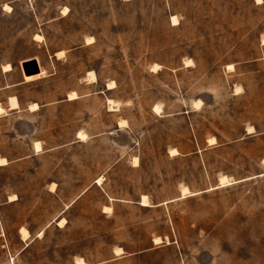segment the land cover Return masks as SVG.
Instances as JSON below:
<instances>
[{"label":"rangeland","instance_id":"rangeland-1","mask_svg":"<svg viewBox=\"0 0 264 264\" xmlns=\"http://www.w3.org/2000/svg\"><path fill=\"white\" fill-rule=\"evenodd\" d=\"M0 104V264H264V0H0Z\"/></svg>","mask_w":264,"mask_h":264},{"label":"bare ground","instance_id":"bare-ground-1","mask_svg":"<svg viewBox=\"0 0 264 264\" xmlns=\"http://www.w3.org/2000/svg\"><path fill=\"white\" fill-rule=\"evenodd\" d=\"M5 9L7 10V11H11L12 10V6L11 5H9V4H6L5 5ZM178 18L176 17V16H173L172 17V24H178ZM88 40L89 41H91L92 40V37H90V38H88ZM64 52L63 51H60V52H57V55H62ZM5 67V70L6 71H9V70H11V65L10 64H8V65H6V66H4ZM40 68V70H39V72H37V73H34V74H26L25 72H24V77H25V79L26 80H33V79H36V78H39V77H41L42 75H44L45 73H46V71H45V69H43L42 67H39ZM92 73V72H91ZM92 79H93V81H96V77H95V75L92 73ZM113 83H109L108 84V87H110L111 85H112ZM76 93L74 92V93H71L70 94V96H69V98L70 99H73V98H75L76 97ZM198 102H200V101H198ZM109 105H110V108L111 109H119V107H120V103L119 102H117V101H115V100H112V99H109ZM38 107V104H36V103H33L31 106H30V109L31 110H34V109H36ZM17 108H20V103H19V101H18V99H17V97L16 96H13V97H10V99H9V109H17ZM157 108H160V107H157ZM4 113H6V109L0 104V115H2V114H4ZM126 125V121L125 120H121L120 122H119V126L121 127V126H125ZM253 127H250L249 128V132H252L253 131ZM78 137L80 138V139H85L86 137H87V135H86V133H84V132H82V131H80L79 133H78ZM215 138H212V140H214ZM34 148H35V150L36 151H41L42 150V147H41V143L39 142V141H36L35 143H34ZM171 153L172 154H177L178 153V151H177V149L176 148H172L171 149ZM9 163V161L5 158V157H0V166H2V165H6V164H8ZM53 186H54V184H53ZM184 194L185 193H187L188 192V188L187 187H184ZM14 196H11V201L12 200H14L15 198H13ZM142 204H144V205H146V204H148V199H147V197L145 196V195H143V197H142ZM112 207L111 206H105V211H112ZM67 221H66V219L65 218H62L60 221H59V225H61V226H64V224L66 223ZM20 233H21V237L23 238V239H27V238H29L30 237V232H29V230L26 228V227H21L20 228ZM40 235H42V232L40 233ZM159 240H160V238L159 237H157V238H155V242H159ZM119 250H120V248H118ZM118 250V251H119ZM76 263L77 264H86L85 263V260L83 259V258H77L76 259Z\"/></svg>","mask_w":264,"mask_h":264},{"label":"water","instance_id":"water-1","mask_svg":"<svg viewBox=\"0 0 264 264\" xmlns=\"http://www.w3.org/2000/svg\"><path fill=\"white\" fill-rule=\"evenodd\" d=\"M24 72L26 74H34L39 72L40 68L36 60L30 59L23 62Z\"/></svg>","mask_w":264,"mask_h":264},{"label":"built area","instance_id":"built-area-1","mask_svg":"<svg viewBox=\"0 0 264 264\" xmlns=\"http://www.w3.org/2000/svg\"><path fill=\"white\" fill-rule=\"evenodd\" d=\"M3 240H4V230L2 226L0 225V245L2 247H5V243L3 242Z\"/></svg>","mask_w":264,"mask_h":264}]
</instances>
